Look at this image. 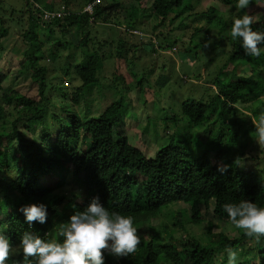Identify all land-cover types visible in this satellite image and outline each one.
Instances as JSON below:
<instances>
[{
  "label": "trees",
  "instance_id": "1",
  "mask_svg": "<svg viewBox=\"0 0 264 264\" xmlns=\"http://www.w3.org/2000/svg\"><path fill=\"white\" fill-rule=\"evenodd\" d=\"M25 1L32 6L26 10L28 29L22 33L23 60L17 72L32 79L30 85L37 92L36 96L28 97L13 88L6 89L3 84L7 75L4 68H0V123H7L12 106L18 116L12 121L9 134H0V233L9 238L13 248L18 246L24 231L57 238L58 229L74 211L83 209L91 198L99 196L110 211L134 217V227L141 241L136 252L127 257L105 254L104 264H228V248L241 255L240 264H264V236L249 238L240 230L235 231L236 237L215 233L214 237L219 240L207 244L196 241L193 248L186 246L183 240L165 242L163 239L166 233L169 240H173L174 230L169 229L165 221L168 218L174 221L175 228L184 227L186 215L190 223L199 225L213 209L216 219L232 224L223 211L224 203L246 199L264 206V169L256 171L250 164L229 167L224 160L230 143L239 139L237 133L226 129V113L232 112L233 106L239 103L253 107L251 103L262 100V105L248 108L246 112L258 117L256 114L264 106V74L226 82V75H233L235 69L231 72L225 64L218 72L213 70V76L195 75L198 81L212 85L197 95L190 90L179 108L180 114L172 113L169 118L176 123L186 119L192 130L203 127L202 131L184 136L170 134L169 142L159 147L152 157L121 132L128 111L125 97L113 101L102 111L93 106L82 111L72 110L81 105L87 88L101 86L112 74L108 63L114 60L113 53L104 51L109 42H100L88 53L83 51L90 45L95 25L112 24L122 15L127 23L124 33L139 37L140 46L149 44L150 47L146 46L153 53L166 50L171 54L175 49L181 60L188 59L193 65L199 58V49L212 47L209 35L214 27L217 26L223 36L230 25L231 19L226 13L237 10L239 15L245 11L251 15L250 9L239 10L235 0H222L223 12L208 2L206 12L191 13L195 7L190 5V0H154L153 10L148 11L143 6L144 0H131L139 10L143 8L138 16L134 5L127 7L116 0L104 4L99 0L92 12L65 6L66 14L62 17L45 19L43 10L54 12L62 7L57 9L43 0ZM96 1L87 0V5ZM252 1L264 4V0ZM40 2L43 5L36 8ZM200 19L207 21L206 28L192 27L188 23ZM261 19L264 14L255 19L254 30H264ZM3 27L0 14V40L1 29L6 32ZM182 28H193V32L190 35L182 32L178 37L179 33L175 32ZM136 30L142 32V36L135 33ZM73 31L82 36L78 45L65 38ZM57 33L61 34L60 38ZM41 36L47 40L42 41ZM124 44H119L121 49ZM77 47L81 53L78 58L71 53ZM234 50L228 63L259 60L245 55L238 42ZM124 51L118 50V58ZM261 56L264 58V51ZM60 60L63 64L59 68ZM56 74L62 77L58 82H55L59 79ZM67 80L76 89L71 99L65 92ZM139 84L141 88L146 82L142 79ZM211 89L216 90L212 102L206 100ZM49 91L52 94H48ZM53 93H62L57 111L53 109ZM218 100L223 103L216 106ZM153 140L156 143V138ZM250 155L252 151L248 158H252ZM221 165L227 166L226 172L218 171ZM68 186L70 189L66 192ZM41 202L48 208L47 222H33L29 227L20 208ZM177 206L179 209L174 210ZM209 227L212 230V226ZM6 264H34V260H25L22 252L19 255L12 252Z\"/></svg>",
  "mask_w": 264,
  "mask_h": 264
},
{
  "label": "rangeland",
  "instance_id": "2",
  "mask_svg": "<svg viewBox=\"0 0 264 264\" xmlns=\"http://www.w3.org/2000/svg\"><path fill=\"white\" fill-rule=\"evenodd\" d=\"M112 1L113 0H103V3L108 4ZM116 1L123 2V5L127 7L134 5L137 15L140 16L142 14L143 8L139 10L133 1ZM43 2L52 3L57 9L66 6L75 11L82 10L87 5V0H43ZM208 2L215 4L220 12L225 10V7L222 6V0H190V5L195 7L191 13L206 12L208 9ZM0 4V14L3 16L4 20L3 28L6 29V32L1 29L3 37L0 40V68H4V73L7 75L5 76L3 85L6 89L10 90L13 88V90L21 92L28 97L36 96L37 92L34 91L35 89L30 85L32 79L17 72L23 60L21 54L24 47L22 33L28 29V14L26 10H29L32 5L30 4V6H28L25 0H2ZM41 4L43 5V3L40 2V6ZM153 5L154 0H144L143 2V6H145L148 11L153 10ZM248 9H250L252 12L251 15L254 16L255 19H259V17L264 14V4L252 1ZM232 12H228L229 14L226 13L225 16L231 19L233 15H239L237 14V10ZM118 21L122 22L123 26ZM206 22L205 19H200L197 22L188 21L189 25H192V27L202 25L205 28L207 26ZM126 27L127 23L124 21L123 16L120 15L118 20L112 24L100 23L99 25H95L92 29L90 45L85 47L83 51L88 53L90 52L89 49H93V46H97L100 42H109V46L104 48V51L113 53L114 60L108 63L109 73L112 74L108 75V80L101 86L87 88L80 106L72 107V103L70 106L72 110L75 111H82L84 108L89 109V107L91 108L92 106L94 109L102 111L113 101L125 97L128 111L123 118L124 127L121 128V132L122 134L128 135L130 142L136 145L140 150L146 152L149 157L154 156L159 147L169 142L168 136L170 134L176 133L180 136H184L187 134L189 135L190 132L194 134L195 132L202 131L203 127H195L192 130V128L189 127L191 125L188 124L186 119H180L182 123L180 124V122L176 123L169 118V115H172V113L180 114L179 108L182 102L188 98L186 95H188L190 90L197 95L206 90V86L212 85L208 84L206 81H204L206 85L200 82V80L198 81L195 79V75H199L200 73H204L205 75L206 73L205 77L213 76V70L218 72L225 64L229 71L232 72V70L235 69L233 75L229 77V74L226 75V82L228 80L244 79L248 76L254 78L256 73L259 75L264 74L263 56L258 57L259 60H255L251 63L247 61H233L228 63L230 55L232 56L233 52L236 50H234V44L237 43L230 38V25L226 28L223 36L219 34V28L213 25L214 29L209 35V44L211 45L213 43L212 47L209 49H199V58L193 65L189 63L188 59L186 61L181 60L180 56L176 54L178 52L175 53V49L172 50V52L170 51L171 54H167L166 50H158L156 53L152 51L149 52V44L140 46L141 41L139 37L124 33ZM182 32H186L190 35L193 32V28H182L181 30H177L175 34L179 33L178 37H180V33L182 34ZM57 37L60 38L61 34L57 33ZM65 38L72 44L78 45L82 36L77 31H73ZM40 39L45 42L47 37L41 36ZM121 43H125L122 46L123 49L120 48L119 44ZM134 45H139V47L136 48ZM124 49L123 56L118 58V50L123 51ZM71 53L78 58L81 54L80 47L74 48ZM64 54H68V51L64 52ZM46 61L51 64L48 58H46ZM60 62L61 63L58 62V65L60 64L59 68L63 64V60H60ZM256 62H258V64ZM112 63L114 64L113 66ZM252 64L253 66L250 67ZM221 75L224 76L223 74ZM55 77H59L55 82H58L60 78H62L57 74ZM142 79L145 80L146 85L139 88V85H141L139 83ZM203 79L207 80V78ZM65 82H67L64 83V87L66 88L65 92L71 99L76 89L68 80ZM130 89H133L131 93H129ZM48 94H52V91H49ZM61 95L62 93H53L52 100L55 103L53 108L55 111L60 108L59 103L61 101ZM215 96L216 90L211 89L208 92L206 100L212 102ZM222 101L223 100L220 102V100H218L216 106L223 103ZM261 103L262 100L254 101L251 103L253 107L239 103L235 108L233 106L232 112L226 113L228 117L225 125L226 129L239 135L238 140H234L230 143L231 146L225 154L224 160L229 167L236 166V160L241 159L238 162L240 165L250 164L255 167L256 171L264 169V145H260L256 140V129L253 123L254 116L247 115L246 113L249 109L262 105ZM261 113H264V106L263 110H260L256 115L259 116ZM15 118H18V116L16 110H14L12 106L9 109L7 123H0L1 135L9 134L12 130V121H14ZM153 138H156V143H154ZM250 151L253 152V155H250L252 158H248ZM69 189L70 187L68 186L65 191L67 192ZM178 209L179 206L174 208V210ZM212 211L213 209L207 215V220H204L199 225L190 223V218L186 215L183 219L184 227L175 228L173 225L174 221L168 218V220L165 221L167 227L174 230L172 234L173 240H169L166 233L163 234V239L165 242L183 240L182 242H184L186 246L193 248L195 247L196 241L207 244L211 240H219V238L214 237V234L218 232L224 236L236 237L237 232L235 231L238 229L230 223L221 222L216 219ZM210 225L212 226V230L209 227ZM49 238L56 237L53 235ZM14 249L15 251L13 253L16 255L22 252L18 246ZM140 260H142V256H140ZM241 262H243V258L241 255H237V264Z\"/></svg>",
  "mask_w": 264,
  "mask_h": 264
},
{
  "label": "clouds",
  "instance_id": "3",
  "mask_svg": "<svg viewBox=\"0 0 264 264\" xmlns=\"http://www.w3.org/2000/svg\"><path fill=\"white\" fill-rule=\"evenodd\" d=\"M252 0H235L239 10L248 8ZM256 23L254 16L246 11L231 17L229 35L239 43L247 56L259 57L264 51V30L253 29ZM142 36V32L135 31ZM256 140L264 145V113L253 118ZM241 159L236 160V164ZM218 171L226 172L227 166H218ZM232 225L249 238L259 239L264 236V206L242 199L238 202H227L222 205ZM20 211L25 221L32 226L33 222L45 224L48 208L44 203L22 205ZM57 238H48L24 231L19 237L18 248L22 250L25 260L30 258L34 264H104L105 254L124 258L135 253L140 244L134 217L110 211L99 196L91 198L83 208L77 209L67 223L58 229ZM9 238L0 233V264H6L10 253L14 252ZM228 264H237V252L226 249Z\"/></svg>",
  "mask_w": 264,
  "mask_h": 264
},
{
  "label": "built area",
  "instance_id": "4",
  "mask_svg": "<svg viewBox=\"0 0 264 264\" xmlns=\"http://www.w3.org/2000/svg\"><path fill=\"white\" fill-rule=\"evenodd\" d=\"M99 0H97L95 3H92V4H88L86 7H85V11H88V12H92L93 11V8H94V5L96 3H98ZM41 6L39 4H36V8H40ZM44 18L45 19H52V18H55V17H62L63 15L66 14L65 12V6H63L61 8V10H56L54 12H51V11H44Z\"/></svg>",
  "mask_w": 264,
  "mask_h": 264
}]
</instances>
